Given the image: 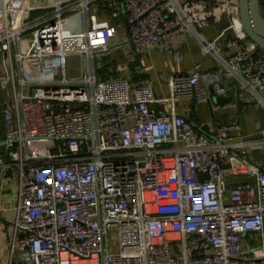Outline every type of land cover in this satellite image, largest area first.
<instances>
[{
  "label": "built area",
  "instance_id": "built-area-1",
  "mask_svg": "<svg viewBox=\"0 0 264 264\" xmlns=\"http://www.w3.org/2000/svg\"><path fill=\"white\" fill-rule=\"evenodd\" d=\"M94 1L0 0V264H264V169L248 157L264 128L207 134L175 109L209 102L207 86L223 94L225 75L264 92L239 0H121L136 52L189 32L220 64L171 75L168 98L151 82L98 78L95 60L121 28ZM224 22L226 55L198 31ZM74 54L79 79L68 76Z\"/></svg>",
  "mask_w": 264,
  "mask_h": 264
},
{
  "label": "crops",
  "instance_id": "crops-1",
  "mask_svg": "<svg viewBox=\"0 0 264 264\" xmlns=\"http://www.w3.org/2000/svg\"><path fill=\"white\" fill-rule=\"evenodd\" d=\"M261 6L264 11V0H261ZM92 9L100 19L111 20L121 28L120 35L113 39L115 46L104 55L108 56L113 52L112 56L96 68L100 80L106 81L123 76L128 77L135 86L151 82L158 96L168 98L170 96L168 79L171 75L189 73L197 62L203 64L205 73L220 71L219 62L213 56H203L199 40L189 32L171 39L167 50L136 52L124 40L127 37L126 14L121 0H95ZM198 31L222 48L227 36L233 34L230 25L226 22L199 27ZM173 52L179 53L181 58L179 62L174 60ZM223 54H228V50L224 48ZM256 55L264 56V50L257 49ZM120 68L123 70L120 71ZM221 88L225 90L223 94H219L216 87L207 86L209 102H197L188 97L181 99L175 104L177 114L185 117L196 129L207 134H212L217 123H238L240 130L234 131L233 136H255L263 130L264 92L251 93L230 75L224 76ZM212 105L219 108L213 110ZM155 108L158 110V107ZM161 109L169 112L171 106L165 103ZM248 157L264 169V146L249 149Z\"/></svg>",
  "mask_w": 264,
  "mask_h": 264
},
{
  "label": "water",
  "instance_id": "water-1",
  "mask_svg": "<svg viewBox=\"0 0 264 264\" xmlns=\"http://www.w3.org/2000/svg\"><path fill=\"white\" fill-rule=\"evenodd\" d=\"M238 6L245 33L258 49L264 50V11L261 0H239ZM2 146L3 142L0 141V157Z\"/></svg>",
  "mask_w": 264,
  "mask_h": 264
},
{
  "label": "rangeland",
  "instance_id": "rangeland-1",
  "mask_svg": "<svg viewBox=\"0 0 264 264\" xmlns=\"http://www.w3.org/2000/svg\"><path fill=\"white\" fill-rule=\"evenodd\" d=\"M45 0H43L44 2ZM113 52L108 56L97 57L96 58V68L99 64H104L111 56ZM84 64L82 57L79 54L70 55L68 57V76L70 79H79L83 76ZM1 118V117H0ZM4 122L0 120V132L3 130Z\"/></svg>",
  "mask_w": 264,
  "mask_h": 264
},
{
  "label": "trees",
  "instance_id": "trees-1",
  "mask_svg": "<svg viewBox=\"0 0 264 264\" xmlns=\"http://www.w3.org/2000/svg\"><path fill=\"white\" fill-rule=\"evenodd\" d=\"M0 120H2V119L0 118Z\"/></svg>",
  "mask_w": 264,
  "mask_h": 264
}]
</instances>
